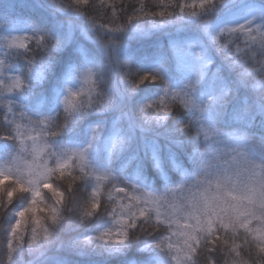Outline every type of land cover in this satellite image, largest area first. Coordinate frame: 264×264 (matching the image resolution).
Masks as SVG:
<instances>
[{
    "label": "snow or ice",
    "instance_id": "obj_1",
    "mask_svg": "<svg viewBox=\"0 0 264 264\" xmlns=\"http://www.w3.org/2000/svg\"><path fill=\"white\" fill-rule=\"evenodd\" d=\"M33 7L0 17V264H264V3Z\"/></svg>",
    "mask_w": 264,
    "mask_h": 264
},
{
    "label": "trees",
    "instance_id": "obj_2",
    "mask_svg": "<svg viewBox=\"0 0 264 264\" xmlns=\"http://www.w3.org/2000/svg\"><path fill=\"white\" fill-rule=\"evenodd\" d=\"M8 1L9 0H4V2L6 4H8ZM14 1H16V0H14ZM27 2L35 5L37 3L44 2V0H27ZM58 2L67 3L68 0H58ZM134 2H135V0H134ZM144 2H145L146 6L152 4V0H144ZM243 2H246V3H253V2L264 3V0H240V3H243ZM135 6L139 7V3H136ZM1 11H3V9H0V12ZM40 11L44 12L43 10H40ZM225 13H227V12L222 13L221 16L224 15ZM44 15H47V13L44 12ZM143 27H146V26H143ZM190 33L191 32L184 33V34L185 35H190ZM77 35L79 36V34H77ZM156 39L157 38L155 36H153L151 39H147V38H145V39H133V40H131L129 42L128 52L130 54L139 55L140 52H142L144 50H147V49L151 48L152 46H154V41ZM60 66L61 67L63 66L62 62H61ZM65 144H67V141H65ZM159 190H163V187H161ZM45 199H46L47 203H49V204L51 203L50 200H47V197ZM14 202L17 205V207L15 209L17 211L19 210L20 206H26V203L24 205H21L20 202L17 201L15 197H14ZM84 206H85V202L82 200L81 201V208H83ZM13 215H14V212H13ZM14 222L15 221L12 220V223H14ZM98 223H99L98 221L93 220V223L89 225V228L93 227L94 225H97ZM8 227H9V225L7 223H4L2 218H0V259L3 258V252L6 250V247H7L8 236H7L6 232L4 231V229H7ZM30 227H31V223H30V214H29V228ZM81 231H83V229H81ZM88 234L94 235L95 233L89 232ZM72 235H77V233H72ZM79 238L81 240L84 239L83 236H80ZM140 239H144V238L141 237ZM139 247H143V245L141 244V245H139ZM221 256H223V253H221ZM23 258H24L25 261H28L29 259H31V257L28 256L27 253H25ZM70 259H73V260H76V261L91 260V261H94L95 264H101V262L105 261L107 259V257L100 255L99 252H95V253H91L89 256H86V257H84V256H73V257H70ZM111 264H117V258L113 257L112 260H111ZM202 264H203V259H202ZM221 264H223V261H221Z\"/></svg>",
    "mask_w": 264,
    "mask_h": 264
},
{
    "label": "rangeland",
    "instance_id": "obj_3",
    "mask_svg": "<svg viewBox=\"0 0 264 264\" xmlns=\"http://www.w3.org/2000/svg\"><path fill=\"white\" fill-rule=\"evenodd\" d=\"M246 2L241 3V5H244ZM254 6H259L260 3H251ZM34 5L27 2V0H9L8 1V8L5 12L3 11L0 12V17H4L6 15L7 19L9 20H14V21H20V20H27V19H32L36 18L41 14H44V12H41L40 10H37L36 8L33 7ZM38 13V14H37ZM249 15V11L247 7H241L237 8L235 10H232L228 12L227 14L223 15L220 17L221 20H236L240 18L247 17ZM190 35H193V33H190ZM87 87V86H85ZM3 161H0L2 163ZM156 195L158 196H164L165 192L163 190L156 189L154 190ZM179 194H170L169 198H174L175 196H178Z\"/></svg>",
    "mask_w": 264,
    "mask_h": 264
}]
</instances>
